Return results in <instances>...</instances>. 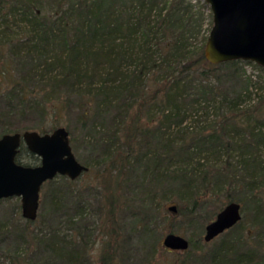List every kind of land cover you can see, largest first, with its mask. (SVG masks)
I'll use <instances>...</instances> for the list:
<instances>
[{
  "label": "trees",
  "instance_id": "trees-1",
  "mask_svg": "<svg viewBox=\"0 0 264 264\" xmlns=\"http://www.w3.org/2000/svg\"><path fill=\"white\" fill-rule=\"evenodd\" d=\"M191 7L185 0H0V135L47 132L51 117L64 112L69 142L77 126L90 158L114 172L110 221L125 194L137 203L127 231H136L146 252L161 244L153 201H162L175 206L167 231L181 221L189 229L175 264H264V93L238 64L263 68L206 61V35L192 45L202 12ZM48 117L53 123L45 126ZM19 120L30 122L13 126ZM23 151L30 161H20ZM15 161L38 158L20 144ZM74 180L56 175L42 183L36 216L46 235L34 232V248L11 254L8 264H88L78 230L88 221L87 203ZM229 200L243 216L203 240L205 221ZM58 217L69 232L53 225ZM106 233L100 264L123 262L119 231Z\"/></svg>",
  "mask_w": 264,
  "mask_h": 264
},
{
  "label": "water",
  "instance_id": "water-1",
  "mask_svg": "<svg viewBox=\"0 0 264 264\" xmlns=\"http://www.w3.org/2000/svg\"><path fill=\"white\" fill-rule=\"evenodd\" d=\"M211 13V25L203 44L209 63L241 59L264 67V0H204ZM20 144L38 158L34 165L15 161ZM87 167L72 153L67 130L56 126L47 132L23 130L0 135V199L18 197L20 214L34 219L43 182L56 175L73 180ZM175 210L174 204L167 206ZM235 200L225 202L203 227L202 238L210 240L240 218ZM161 244L181 250L188 246L184 235L167 231Z\"/></svg>",
  "mask_w": 264,
  "mask_h": 264
},
{
  "label": "rangeland",
  "instance_id": "rangeland-1",
  "mask_svg": "<svg viewBox=\"0 0 264 264\" xmlns=\"http://www.w3.org/2000/svg\"><path fill=\"white\" fill-rule=\"evenodd\" d=\"M185 1H188L192 5V10H196L197 8H199V10H201L202 12L201 31L195 37V39L192 40V45L197 47L198 45H200L201 35H207V32L211 25V13L207 3H205L204 0ZM238 67L239 72L242 73V76L249 75L252 79L257 81L258 84L262 87L260 91L264 93V67H262L263 69L260 70L247 63H239ZM222 71L223 70H221L220 72ZM251 99L252 102L255 101V92L252 93ZM155 110L156 109L154 107L150 110V114L152 116L154 115L153 112ZM51 118L54 119L55 127L62 126L66 129L67 123H70L72 125V123L68 121L69 117L64 112L57 113ZM29 122L30 120H19L13 122V126L16 125L22 127L28 125ZM51 123H53V121L48 117V119L44 122V125L49 126L51 125ZM71 136L70 134L68 135L69 138ZM82 137V131L76 126L75 131L73 133V142L70 141L69 144L75 158L81 163L83 161H86L87 166L89 167L88 170L81 173L78 178L74 180V186L77 188V190L80 191V194L86 200L87 203L85 211L88 212V214H86V220L88 221L79 225L78 230H80L81 232L80 237H84L87 240L86 250L90 260L88 264L101 263V260L99 259V254L101 252L99 249L101 245L100 239H104L108 236L106 232L109 231V228H111V226H115V228L119 231V234L117 235L119 239V248L117 253L120 257L119 259H123V262L120 261L116 264H175L178 256V251H175V249L164 248L161 244H159V246L154 251L146 252V250L141 248L136 241V231H131L130 233H128L127 221L130 217L129 211L131 209L136 208V202L134 203L132 200L124 199L127 198V194H123L124 198L121 199L117 207L113 210L117 222L114 223L113 221H110V216L107 212L108 202L106 195L108 191L107 183H111L113 181L114 172H109L108 170L104 169L103 163L96 164L90 158L89 148L84 143ZM20 157L21 162H27L31 159V157L25 154L24 151L21 152ZM99 205H102L101 209H99ZM154 205L156 206L157 216L154 220L153 227L157 234H159L161 237L165 232H167L168 229H170L169 222L171 219L169 215L173 210H170L167 207L169 205L168 202L164 203L161 201L157 204H154L153 201V206ZM211 208V205L206 206V209H208V211H210ZM241 214L243 216L242 212ZM162 217L164 218V220ZM25 219L26 218L22 217L20 214V205L18 197H8L0 199V264H8V257L11 254L13 256H16L15 252H22L26 251V249H33L35 245V240L34 238H32V234L34 232L39 234L43 233L46 235V233H44V230L47 229V227L44 226L45 223H42L38 219V215L31 222L26 221ZM56 221V224L54 223L53 225H55L56 228L59 229L61 232L70 231V229H67L65 227L63 222L59 221V217ZM176 221L181 220L177 218L174 222ZM180 223V229H176L175 232L180 233L185 237H188L189 229L185 227L182 221ZM248 225L249 223L245 221L244 226H247L246 231H248L249 229ZM13 228L22 230V232L26 231L27 237L22 240L20 236L18 237L15 235L16 233L15 231H13ZM39 230L42 231L40 232ZM73 231L74 230H72V232ZM202 233L203 230L201 232V235ZM125 235L126 240L122 241L121 238H124L123 236ZM217 237L218 236H215L213 239H216ZM16 245L19 248L14 251ZM18 258L21 259L20 255H18Z\"/></svg>",
  "mask_w": 264,
  "mask_h": 264
},
{
  "label": "flooded vegetation",
  "instance_id": "flooded-vegetation-1",
  "mask_svg": "<svg viewBox=\"0 0 264 264\" xmlns=\"http://www.w3.org/2000/svg\"><path fill=\"white\" fill-rule=\"evenodd\" d=\"M19 149V148H18ZM14 197V196H13ZM5 198H8V197H5ZM1 199H3V198H1ZM30 220V219H29Z\"/></svg>",
  "mask_w": 264,
  "mask_h": 264
}]
</instances>
